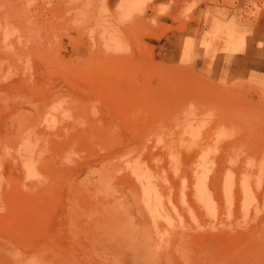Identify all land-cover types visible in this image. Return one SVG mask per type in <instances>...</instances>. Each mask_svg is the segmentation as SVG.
Masks as SVG:
<instances>
[{
	"label": "rangeland",
	"instance_id": "obj_1",
	"mask_svg": "<svg viewBox=\"0 0 264 264\" xmlns=\"http://www.w3.org/2000/svg\"><path fill=\"white\" fill-rule=\"evenodd\" d=\"M0 264H264V0H0Z\"/></svg>",
	"mask_w": 264,
	"mask_h": 264
},
{
	"label": "bare ground",
	"instance_id": "obj_2",
	"mask_svg": "<svg viewBox=\"0 0 264 264\" xmlns=\"http://www.w3.org/2000/svg\"><path fill=\"white\" fill-rule=\"evenodd\" d=\"M151 178H152V177H151ZM152 179H153V178H152ZM152 179H151V180H152ZM149 180H150V179H149ZM147 182H148V181H147ZM151 182H152V181H151ZM148 183H149V182H148ZM150 184H151V183H150ZM226 185H227V184H226ZM234 185H235V182H234ZM242 186H243V185H242ZM150 189H151V188H150ZM233 189H235V188H233ZM153 190H154V189H153ZM153 190H152V191H153ZM201 190H202V189H201ZM246 190H247V188H246ZM149 191H150V190H149ZM201 192H202V191H201ZM155 193L157 194V192H155ZM248 193H249V190H248ZM230 196H231V195H230ZM156 197H157V196H156ZM207 202H208V201H207ZM208 203H209V202H208Z\"/></svg>",
	"mask_w": 264,
	"mask_h": 264
}]
</instances>
